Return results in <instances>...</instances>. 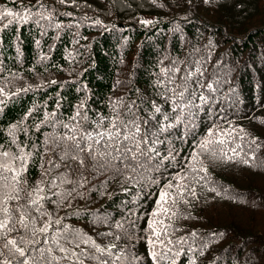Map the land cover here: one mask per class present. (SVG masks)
I'll use <instances>...</instances> for the list:
<instances>
[{
  "label": "trees",
  "instance_id": "trees-1",
  "mask_svg": "<svg viewBox=\"0 0 264 264\" xmlns=\"http://www.w3.org/2000/svg\"><path fill=\"white\" fill-rule=\"evenodd\" d=\"M5 10L14 15L0 18V152L30 154L29 188L49 179L44 140L54 132L53 121L59 131V124L75 123L78 112L83 123L85 115L92 121L108 116L118 103L143 100L147 107L159 100L161 69L174 60L200 59L219 87L211 115L205 109L195 134L175 142L177 159L183 163L210 128L226 141L215 147L231 159L202 154L207 173L197 174V183L189 172L185 181L198 198L186 194L189 203L174 206L176 216L160 218L171 225L173 241H187L176 245L187 252L177 264L189 258L195 264H264V185L247 186L246 180L264 179V0H0V13ZM166 167L160 184L150 187L89 176L78 189L82 196L46 207L93 237L109 230L95 223L97 216L113 231L117 222L127 227L136 221V235L143 236L161 187L178 170ZM231 213L246 217L240 223ZM134 243L143 264H152L146 243Z\"/></svg>",
  "mask_w": 264,
  "mask_h": 264
},
{
  "label": "snow or ice",
  "instance_id": "snow-or-ice-1",
  "mask_svg": "<svg viewBox=\"0 0 264 264\" xmlns=\"http://www.w3.org/2000/svg\"><path fill=\"white\" fill-rule=\"evenodd\" d=\"M13 15L5 10L0 18ZM171 64L161 69L163 78L157 79L159 100L148 101L147 107H142L143 100L131 105L118 103L108 116L92 121L85 115L83 123L77 120L78 112L72 118L75 123H61L59 131H55L58 122L53 121L54 132L44 140V154L51 153L44 172L47 181L42 178L29 188L24 172L30 154L22 148L19 153L0 152V264H143V258L135 252V240L146 243L152 264H177V257L187 254L176 247L187 241H173L171 225L160 217L176 216L173 207L179 202L188 204L186 194L198 198L195 188L185 181L189 180V172L197 183V174L207 173L202 154L213 161L231 157L215 147L226 141L216 138V131L210 128L183 163L177 159L175 142L185 143L195 134L201 112L207 109L211 115L219 80L212 79L214 73H208L200 59L174 60ZM226 134L230 135L219 133ZM231 151L235 154L237 150ZM166 165H177L178 170L161 187L143 236L136 235V221H129L127 227L117 222L114 227L118 231H113L106 217L97 216L95 223L107 224L109 230L93 237L64 223L67 217L55 215L46 207L66 205L74 193L82 196L78 189L85 187L89 176H110L142 187L159 185ZM182 169L188 171L182 174ZM54 170L56 175L52 176ZM121 241L126 243L122 246ZM188 250L193 249L190 246ZM189 264H195V260L189 258Z\"/></svg>",
  "mask_w": 264,
  "mask_h": 264
},
{
  "label": "rangeland",
  "instance_id": "rangeland-1",
  "mask_svg": "<svg viewBox=\"0 0 264 264\" xmlns=\"http://www.w3.org/2000/svg\"><path fill=\"white\" fill-rule=\"evenodd\" d=\"M246 180H247V183H248L247 186L251 185V186L261 187L262 185H264V179L261 178V177L251 176V177H247ZM223 205L228 206L227 204H223ZM228 207H231V208H229L230 210L237 209V208H235L233 206H228ZM231 215L236 221H238L240 223L246 217V216H238V215H235L234 213H231Z\"/></svg>",
  "mask_w": 264,
  "mask_h": 264
},
{
  "label": "bare ground",
  "instance_id": "bare-ground-1",
  "mask_svg": "<svg viewBox=\"0 0 264 264\" xmlns=\"http://www.w3.org/2000/svg\"><path fill=\"white\" fill-rule=\"evenodd\" d=\"M185 48V47H184Z\"/></svg>",
  "mask_w": 264,
  "mask_h": 264
}]
</instances>
